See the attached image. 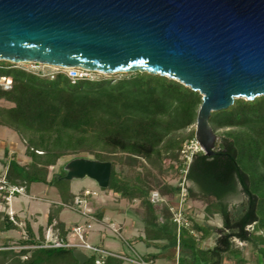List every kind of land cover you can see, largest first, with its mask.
I'll use <instances>...</instances> for the list:
<instances>
[{
    "label": "trees",
    "instance_id": "trees-1",
    "mask_svg": "<svg viewBox=\"0 0 264 264\" xmlns=\"http://www.w3.org/2000/svg\"><path fill=\"white\" fill-rule=\"evenodd\" d=\"M0 77L12 79L8 89L0 84V100L12 104L0 105V125L17 133L30 159L22 164L6 151L2 159L6 181L27 194L36 183L56 188L59 201L47 219L56 237L68 240L72 231L58 219L76 197L72 180L63 178L65 165L76 158H90L112 163L106 190L130 203L139 202L131 210L142 223L138 240L171 253L178 264H247L239 241L251 247L256 264H264V96L253 101L237 98L229 108L212 112L209 123L217 135L214 154L199 150L188 163L180 157L181 151L186 141L195 139V130L188 129L196 124L202 95L179 81L134 72L121 79L72 82L62 71L53 77L41 75L8 61H0ZM63 159L61 171L50 177L51 168ZM168 173L183 174L191 183L185 185L184 202L205 203L204 224L193 221L179 227L174 221L170 200L181 198L184 177L182 183L172 184L164 178ZM155 190L167 202L153 203ZM240 191L245 200L230 205L227 198ZM6 195L7 191H1L3 202ZM93 214L103 218L101 212ZM216 215L222 218L221 227L209 222ZM15 219L16 223L7 211H0V233L26 232L17 248L8 240L0 242V264H78L73 249L44 246L43 226L35 232L30 221L22 228V219ZM212 234L216 235L214 246L201 247ZM159 254L141 257L152 264ZM84 264L131 263L93 253Z\"/></svg>",
    "mask_w": 264,
    "mask_h": 264
},
{
    "label": "water",
    "instance_id": "water-1",
    "mask_svg": "<svg viewBox=\"0 0 264 264\" xmlns=\"http://www.w3.org/2000/svg\"><path fill=\"white\" fill-rule=\"evenodd\" d=\"M0 61L179 81L202 95L195 139L211 156V113L264 96V0H0ZM65 169L64 179L110 184V161Z\"/></svg>",
    "mask_w": 264,
    "mask_h": 264
},
{
    "label": "rangeland",
    "instance_id": "rangeland-1",
    "mask_svg": "<svg viewBox=\"0 0 264 264\" xmlns=\"http://www.w3.org/2000/svg\"><path fill=\"white\" fill-rule=\"evenodd\" d=\"M18 67H22L28 70H43L46 73L56 71L54 67H46L39 66V68H35L31 64H16ZM127 73H116L111 75L102 74L99 72H94L91 76L94 79H121L124 78ZM2 82V80H0ZM0 105L3 106H11L12 104L0 100ZM196 129V124L193 125L192 128L188 129ZM26 147L22 142L21 138L17 135L13 130L0 125V174L3 175L6 173V167L4 166L2 159H5V152L8 151V156H16L18 161L22 164H26L30 159L25 154ZM201 150L200 145L197 143V140L186 141L181 151V158L186 157L188 163H190L194 153ZM66 162L65 159L60 160L58 164L51 168V174L59 173L61 171L62 165ZM169 161H166V166L169 164ZM184 175L174 176L173 173L164 174V178L166 181L172 184L182 183ZM191 186V184H189ZM72 191L76 195L83 194L84 191H91V195L88 197V209L90 213H98L101 212L103 214V221L105 222V228L108 234L113 235L118 242L119 248L118 252L124 255H130L131 257H135L136 253L140 256H147L150 253H160L159 258L152 264H178L177 258L174 259L173 256H169L170 254L166 251H160L153 245L148 247L144 242L135 241L138 235L142 234V223L136 218V216L131 211L132 209L138 206V201L130 203L125 199H121L118 194H115L112 191L106 190L98 186V184L86 177L83 179H73L71 182ZM11 206L15 210H12L10 207L6 208L5 203L0 199V211H11L22 219L20 222V226L22 228L25 227V221H30V223L34 222V231L37 232L39 226H43L45 229L46 237L53 236V233L50 229H48L47 219L50 212L51 207L54 203L59 201L58 193L55 187L48 186L42 183H36L32 185V189L30 194L24 193L19 194V196H12L10 198ZM177 198L170 200L171 205L175 204L179 201ZM245 200L244 194L240 191L236 195L229 196L227 198V202L230 205L240 204ZM10 202V201H7ZM184 203V216L188 221V225H191L194 222H198L200 224L205 223V203L200 200H186ZM36 209V210H33ZM33 210V211H32ZM32 211V212H31ZM62 216L67 217L70 221L78 220L80 221L82 216L75 210L69 207H65L62 211ZM83 220V219H82ZM100 220V219H99ZM85 222V218L83 221H80L81 225ZM212 225H216L221 227L223 225L222 218L220 215L214 216L209 221ZM92 227H99L94 220H90ZM114 228L118 231L115 233ZM91 230V229H90ZM88 232V231H87ZM51 233V234H50ZM26 235L24 229L21 231L11 230L8 232L0 233V242H4L8 240L10 243L17 247L19 240ZM70 239L72 242L78 241V236L73 234ZM139 237V236H138ZM102 236L99 231H94L93 235H91L88 239L85 237L84 240L93 245H98L103 247L102 245ZM216 235L212 234L210 237L206 238L201 242V247L203 248H211L215 244ZM124 241H128L132 244V248L128 246V243ZM239 245H244V254L248 259L247 264H256L255 257L251 252V247L244 243H240L237 241ZM136 252V253H135ZM89 255H93V252L87 251ZM173 253V252H172ZM168 257V258H167ZM224 264H234L230 261H225Z\"/></svg>",
    "mask_w": 264,
    "mask_h": 264
},
{
    "label": "built area",
    "instance_id": "built-area-1",
    "mask_svg": "<svg viewBox=\"0 0 264 264\" xmlns=\"http://www.w3.org/2000/svg\"><path fill=\"white\" fill-rule=\"evenodd\" d=\"M35 68H39V66L43 65L46 67H54L56 68V71L54 72H48L46 73L45 71L41 70H31L36 73H39L41 75H50L53 77L55 73H58L60 71L67 73V75L70 77L72 82H75L78 79H94L91 74H93L96 71H90L87 69H82V68H69L65 69L62 67L58 66H49V65H44V64H37V63H31ZM100 73V72H99ZM0 84L5 88L8 89L10 88V85L12 83L11 78H5V77H0ZM198 143V142H197ZM199 144V143H198ZM202 150V149H201ZM186 173V171H185ZM185 185L189 186V182L186 181L185 176H184V181L182 183V196L180 200L175 204H172L171 210L174 212V221L178 223L179 227L182 226H188V221L184 216V211H183V202L185 200V194H186V187ZM1 191H7L8 195L5 196L7 201H10V198L12 196H15L16 193L18 194H24L25 190L22 187L10 185L6 181L5 174L0 177V197H1ZM91 195V191L86 190L84 191L83 194L76 195L74 204L73 205H66L67 207L71 209H75L83 218H85V222L83 225H77L73 228L72 232L78 236V241L72 242L70 239L68 240H63L61 238H58L56 236H51L47 237V241L44 246L48 247H64V248H71V249H81L84 251L88 256L89 254L87 251H91L95 254L101 255L102 257L106 255H114L117 257H120L124 259L125 261L131 263V264H150L151 262H146L143 260V258L135 254V257H128L122 253H115L105 247H101L98 245H93L87 242L85 239V233H87L88 230L92 228V224L90 223V220H94L95 222H100L99 218H97L94 214L90 213V210L88 209V197ZM151 200L153 203L161 204L164 202H167V198L162 196L157 190L153 191L151 194ZM10 215V219L16 223L15 219V214L12 213L11 211H8ZM114 230L115 233H118V231L114 228H111ZM239 242V241H238ZM242 243V242H240Z\"/></svg>",
    "mask_w": 264,
    "mask_h": 264
},
{
    "label": "crops",
    "instance_id": "crops-1",
    "mask_svg": "<svg viewBox=\"0 0 264 264\" xmlns=\"http://www.w3.org/2000/svg\"><path fill=\"white\" fill-rule=\"evenodd\" d=\"M19 196V195H18ZM5 203V207L6 208H11L12 210H15V209H13L12 208V206H11V200H10V202H4ZM33 210H36V209H33ZM32 210V211H33ZM31 211V212H32ZM15 212H18V211H16L15 210ZM83 220H84V218L83 217H81ZM58 219L60 220V221H62V222H64L65 223V225L68 227V228H70V229H72L73 230V228L75 227V226H77V225H81V223H80V221H83L82 219L80 220V221H78V220H72V221H70L67 217L65 218V217H63L62 216V212L60 213V215L58 216ZM100 219V222L99 223H97L98 225H99V227H96L95 228V226H93L92 228H91V230H88V232L87 233H85V237L88 239L91 235H93V232L96 230V231H99L100 233H101V236H102V245H103V247H105V248H107V249H109V250H113V251H116V252H118V248H119V245H118V242L116 241V239H115V237L113 236V235H110V234H108L107 233V231H106V228H105V222L103 221V219H101V218H99ZM32 224V227H33V229H34V222L33 223H31ZM42 226V225H41ZM40 227V226H39ZM48 229H50L51 231H52V233H53V236H56L55 234H54V232H53V229L52 228H48ZM45 230V229H44ZM51 234V233H50ZM74 233L71 231V233L69 234V236H68V238L69 239H76V238H72V236L71 235H73ZM138 236H140V235H138ZM138 236H137V238L135 239V241H137L138 240ZM138 241H140V240H138ZM140 242H143V241H140ZM145 243V242H144ZM146 244V243H145ZM147 245V244H146ZM148 246V245H147ZM154 246V245H153ZM148 247H150V246H148ZM155 247V246H154Z\"/></svg>",
    "mask_w": 264,
    "mask_h": 264
}]
</instances>
